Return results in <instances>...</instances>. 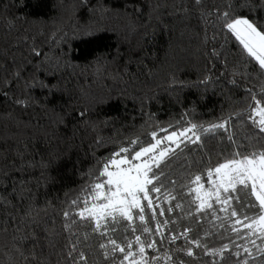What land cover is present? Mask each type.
<instances>
[{
	"label": "trees",
	"instance_id": "16d2710c",
	"mask_svg": "<svg viewBox=\"0 0 264 264\" xmlns=\"http://www.w3.org/2000/svg\"><path fill=\"white\" fill-rule=\"evenodd\" d=\"M240 2L0 0V264H120L121 253L100 245L136 235L150 264H264V254L222 249L226 218L200 212L192 191L195 176L208 185L207 173L236 153L264 151L253 123L264 70L217 19ZM231 11L264 23L260 8ZM220 123L226 130L204 131ZM192 124L200 141L172 147L154 169L161 191L147 226L167 221L163 238L142 233L138 219L135 232L123 220L97 230L78 215L115 152L134 155L154 133ZM184 225L198 237L180 236Z\"/></svg>",
	"mask_w": 264,
	"mask_h": 264
},
{
	"label": "snow or ice",
	"instance_id": "6c2138e0",
	"mask_svg": "<svg viewBox=\"0 0 264 264\" xmlns=\"http://www.w3.org/2000/svg\"><path fill=\"white\" fill-rule=\"evenodd\" d=\"M200 3V0H196ZM260 8L264 10V0H241L238 5L229 4L228 8L221 12L218 16L220 28L227 29L243 49L247 55L258 63L261 70H264V23L250 18L249 16H239L231 9L234 7ZM222 18V19H221ZM222 34V33H221ZM264 96L259 99L254 98L253 113L256 118H253V123L257 125L261 132H264V106H261V101ZM252 118V113H250ZM197 125L192 124L190 127L182 131H173L171 134L163 138H157L154 133L152 139L155 143H150L148 146H143L134 152V155H124L129 153L127 147H122L119 151L114 153L116 158H110L102 165V170L98 173L99 176L106 178L103 182L94 184L91 190L92 204L88 207V201L84 200V211L78 213L81 218L87 217L95 222L97 230L101 228L107 229V222L111 221L113 225L119 224L121 220L129 222L128 227H131L133 232L136 227L131 223L138 218L142 228L140 231L151 236L155 230L160 232L163 238V232L160 230L161 225H166L167 221H156L155 229L147 226L149 219H155L156 207L153 193H160L161 188L155 183L159 178V173L154 169L160 167V163L170 153L175 152V148H180L181 144L187 141L191 143H198L200 137L196 134ZM213 129H225L226 123L214 124L210 129L204 131H211ZM191 134V135H189ZM167 142L175 145V148L168 146ZM165 147L161 148L160 145ZM139 161V163H137ZM216 176L218 179H214ZM202 177L197 175L193 181L197 186L193 189L196 193V200L199 201L197 205L200 212L205 209L212 210V215L215 214L212 200L215 199L217 204L221 205L220 211L226 212L228 217H237L238 212L235 207H232V201L235 200L240 205L241 215L243 219H237L236 223L243 225L249 230V235L258 236L264 241V151L252 153H236L227 162L219 164L215 167L214 172L207 173V180L211 183V190H205L204 184L201 183ZM239 187V191H238ZM223 193H232V195L221 196ZM254 197L253 199H250ZM158 199V197H157ZM174 199V197H173ZM101 201V203H96ZM146 202V203H145ZM181 207L179 203L175 205ZM227 206V207H225ZM151 210V216L146 219L145 209ZM244 209H258L256 217L247 216L244 214ZM135 210V215H134ZM171 211V209H169ZM164 214V210H160V215ZM65 215H68L65 213ZM103 222V223H102ZM115 227L112 231H116ZM239 234V229H233ZM191 229H186L185 232L180 233L185 239H188L187 232ZM102 235L107 236V231L101 232ZM246 238V237H245ZM171 241L178 239V236L172 235ZM196 247H201L199 240H192ZM251 243L257 247L261 254H264V247L256 244V240H251ZM108 244L112 246V252H119L122 254L120 264H150L146 256L145 241L141 239L140 235H136L134 241L128 239L126 242H117V239L109 238L107 244L102 243L100 247L107 248ZM133 244L138 245V252L133 251ZM147 248L156 250V241L149 240ZM228 246L224 245L223 250H227ZM219 250L210 255H222ZM244 252L251 255V250L245 247ZM239 256V253H235ZM108 255V252H105ZM187 255L193 256L191 249L187 250ZM81 260L86 259L81 254ZM171 259V257H165ZM158 259V258H157ZM243 264H248L245 260Z\"/></svg>",
	"mask_w": 264,
	"mask_h": 264
},
{
	"label": "rangeland",
	"instance_id": "374dc122",
	"mask_svg": "<svg viewBox=\"0 0 264 264\" xmlns=\"http://www.w3.org/2000/svg\"><path fill=\"white\" fill-rule=\"evenodd\" d=\"M167 144L171 148L175 146V145L171 144V142H167ZM162 145H163V147H165L164 144H162ZM162 145L160 146L161 148H163ZM170 145H172V146H170ZM137 163H139V161H137ZM213 178L218 179V177H216V176H214ZM196 186L197 185L194 184L192 191ZM211 187H212V185L210 182L208 185H204L205 190H211ZM238 191H239V187H238ZM193 193H194V197H195V202L198 205L199 201L196 200V193L194 191H193ZM225 195H232V193L221 192L222 197ZM250 199L254 200V197H251ZM212 203H213V205L216 203L214 198L212 200ZM216 205H215L216 208H214L216 210L214 216L220 217V214H222L226 218L225 222L223 223V226H222L223 230H224L223 236H222L223 239H222V243H221V245H223L222 249H224V245L228 246V250H233V251H240V249H244L245 247H247L251 250L252 256L260 254V251L257 249L256 246H254L251 243V240H253V239L256 240V244L259 245L260 247H264V241L259 239L258 236H255V235L250 236L249 230L247 228H245L241 224L236 223L238 218L243 219V216L241 215L240 205L237 204V202L235 200L232 201V207H235L237 209L238 215H237V217H230V218L228 217V214L226 212L220 211V208H221L220 204L216 203ZM225 207H227V206H225ZM210 211L212 212V210H210ZM243 211H244V214L247 216L256 217L258 215V209H244ZM134 215H135V210H134ZM137 219H135V220H137ZM234 228L240 230L239 234L237 233V231L233 230ZM186 229H190V228L187 225H184V226H181L180 228H177V230L181 233L185 232ZM187 233L192 238L198 237V234L195 232L189 231ZM199 238H200V236H199Z\"/></svg>",
	"mask_w": 264,
	"mask_h": 264
}]
</instances>
